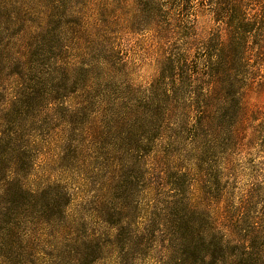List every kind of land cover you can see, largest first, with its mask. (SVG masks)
<instances>
[{
    "label": "rangeland",
    "instance_id": "rangeland-1",
    "mask_svg": "<svg viewBox=\"0 0 264 264\" xmlns=\"http://www.w3.org/2000/svg\"><path fill=\"white\" fill-rule=\"evenodd\" d=\"M140 3L0 0V264H264V0L209 106L203 1Z\"/></svg>",
    "mask_w": 264,
    "mask_h": 264
},
{
    "label": "trees",
    "instance_id": "trees-1",
    "mask_svg": "<svg viewBox=\"0 0 264 264\" xmlns=\"http://www.w3.org/2000/svg\"><path fill=\"white\" fill-rule=\"evenodd\" d=\"M143 4V7L159 10L160 0H138ZM167 5H176L180 11H186V0H165ZM202 7L211 13L213 21L216 22V29L219 31L213 32L212 35L199 42V46L191 47L188 50L189 58L182 57L177 68L183 63L191 61L190 75L184 77L187 81L192 79L201 85L207 84L206 88H201V96L204 106H209L211 97L219 87L221 70L230 71L237 63V53L240 42L245 40L247 33L250 31L253 24V18L248 13V1L250 0H202ZM204 5V6H203ZM175 7V6H174ZM222 30V31H221ZM221 31V32H220ZM220 32V33H219ZM223 32L224 38H221ZM220 38L222 40H220ZM174 61L170 62V66ZM175 65V64H174ZM181 75V74H179ZM178 75V76H179ZM178 80H183V77H177ZM205 90V91H203ZM199 92V91H198ZM194 91V95H195ZM194 98V97H193ZM192 98V99H193ZM201 123L209 122L210 117L202 116ZM14 156H17L16 154ZM15 161V160H14Z\"/></svg>",
    "mask_w": 264,
    "mask_h": 264
}]
</instances>
